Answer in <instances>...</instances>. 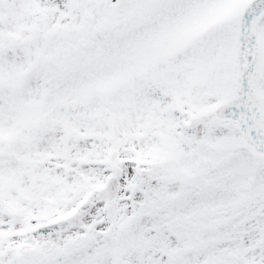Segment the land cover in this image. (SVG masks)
<instances>
[{"label":"snow or ice","instance_id":"6c2138e0","mask_svg":"<svg viewBox=\"0 0 264 264\" xmlns=\"http://www.w3.org/2000/svg\"><path fill=\"white\" fill-rule=\"evenodd\" d=\"M0 264H264V0H0Z\"/></svg>","mask_w":264,"mask_h":264}]
</instances>
